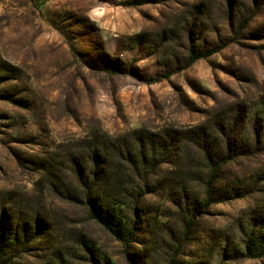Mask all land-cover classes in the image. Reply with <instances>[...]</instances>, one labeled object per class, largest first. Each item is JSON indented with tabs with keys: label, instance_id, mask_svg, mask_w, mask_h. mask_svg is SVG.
<instances>
[{
	"label": "rangeland",
	"instance_id": "374dc122",
	"mask_svg": "<svg viewBox=\"0 0 264 264\" xmlns=\"http://www.w3.org/2000/svg\"><path fill=\"white\" fill-rule=\"evenodd\" d=\"M263 249L264 0H0V264Z\"/></svg>",
	"mask_w": 264,
	"mask_h": 264
},
{
	"label": "trees",
	"instance_id": "16d2710c",
	"mask_svg": "<svg viewBox=\"0 0 264 264\" xmlns=\"http://www.w3.org/2000/svg\"><path fill=\"white\" fill-rule=\"evenodd\" d=\"M213 52H215V51L212 50V51L208 52L207 54H197V55H195V57H193V58L191 59V61H195L196 59H199V58H202V57H206V56H208L209 54H211V53H213ZM217 164H218V163H217ZM209 202H210V200H207V204H209ZM113 231H114V230H113ZM263 255H264V249L261 250L259 256H263Z\"/></svg>",
	"mask_w": 264,
	"mask_h": 264
}]
</instances>
